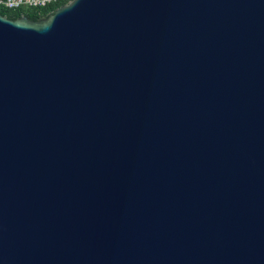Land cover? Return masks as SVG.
<instances>
[{
    "label": "water",
    "instance_id": "1",
    "mask_svg": "<svg viewBox=\"0 0 264 264\" xmlns=\"http://www.w3.org/2000/svg\"><path fill=\"white\" fill-rule=\"evenodd\" d=\"M0 264H264V0L0 14Z\"/></svg>",
    "mask_w": 264,
    "mask_h": 264
},
{
    "label": "trees",
    "instance_id": "2",
    "mask_svg": "<svg viewBox=\"0 0 264 264\" xmlns=\"http://www.w3.org/2000/svg\"><path fill=\"white\" fill-rule=\"evenodd\" d=\"M62 2H55L46 4L39 7H18L15 9H7L0 6V14L8 18H16L20 15H24L27 18L38 19L45 17L49 14L56 6L60 5Z\"/></svg>",
    "mask_w": 264,
    "mask_h": 264
},
{
    "label": "built area",
    "instance_id": "3",
    "mask_svg": "<svg viewBox=\"0 0 264 264\" xmlns=\"http://www.w3.org/2000/svg\"><path fill=\"white\" fill-rule=\"evenodd\" d=\"M67 1L69 0H0V6L7 9H15L18 7H39L50 3H65Z\"/></svg>",
    "mask_w": 264,
    "mask_h": 264
}]
</instances>
